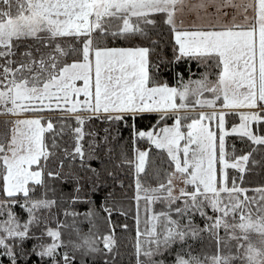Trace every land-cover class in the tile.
Wrapping results in <instances>:
<instances>
[{
    "label": "snow or ice",
    "instance_id": "6c2138e0",
    "mask_svg": "<svg viewBox=\"0 0 264 264\" xmlns=\"http://www.w3.org/2000/svg\"><path fill=\"white\" fill-rule=\"evenodd\" d=\"M165 26L173 60L202 66L199 79H159L152 37ZM0 116V264H117L116 229L129 225L112 218L130 214L136 264H264V182L246 180L264 176V0H0ZM69 120L71 150L59 139ZM93 121L109 125L102 137L85 132ZM125 125L131 156L113 135ZM140 140L166 153L155 186ZM205 234L215 252L193 254Z\"/></svg>",
    "mask_w": 264,
    "mask_h": 264
},
{
    "label": "trees",
    "instance_id": "16d2710c",
    "mask_svg": "<svg viewBox=\"0 0 264 264\" xmlns=\"http://www.w3.org/2000/svg\"><path fill=\"white\" fill-rule=\"evenodd\" d=\"M154 40H157L159 42V48L156 50L155 53L152 55L153 61H156L157 63H160L158 60V57L162 58L163 63H160V68H159V79L162 82H166L169 86H175L177 83V75L182 74L183 78L187 76H195V74L199 71H204V68L202 66H198L195 61H180V62H175L173 60L172 56V47H171V38L169 36V33L167 31L166 26L162 27L158 30V35H154L152 37ZM147 42L141 41V40H135L133 41V45H144ZM122 46H132V45H122ZM48 113H54L55 115H46V118H50L54 121L58 120L59 118V113L57 112H45V114ZM2 120L8 119V117H2L0 118ZM1 120V121H2ZM157 117L155 115L148 116L144 119L138 120L136 126L140 129L143 130H148L150 129L153 125L156 124ZM67 123L70 125L68 129L65 130V133L60 139L61 142V148H68L69 150L72 149V142H73V132L71 131L72 128H74L75 121L74 120H69ZM173 123L172 120L168 121V124L171 125ZM232 123H239V118L238 117H229V126H231ZM109 125L105 123H101L99 121H93L89 125H85V132H96L99 133V136L102 137L104 135V130L108 128ZM119 135L120 137V144L125 147V149L128 151L129 155H132V131L131 129L125 125V126H120L119 131H113V135ZM91 137L88 135H85L84 139V145L86 146L85 148L87 149L88 143L91 141ZM229 142L234 143L237 147L238 150H244L247 151V148L245 147V144L239 140L237 137H229ZM137 147H139L141 150L144 149H149L151 148L150 152V168H149V177H148V182L152 183L153 186H155L156 181L151 178V173L156 167H164L167 168V164H163L162 162L167 159L166 153L161 152L160 150H157L154 148V146H151L150 143L147 140H140L138 141ZM99 155L106 159V150L101 151ZM93 167L100 168L101 164L99 161H94L93 162ZM111 166H109L110 168ZM106 175V173H105ZM120 180L123 181L125 185V189L127 190V197L124 200V205L125 207L132 208L134 211V202L130 199V197L133 195V192L131 188L128 186L133 184V175L132 172L129 170H125L124 172L120 173ZM247 183L250 186H258L262 182H264V176L253 173L252 175L246 177ZM109 184H111V181H108ZM66 191L70 190L68 188L65 189ZM111 189H105L104 191H101L98 195L94 196L93 199L95 200V207L97 209L100 208V205L103 203V196L106 194V191H109ZM118 197L121 194V189L119 186L116 188ZM89 206L87 205H81L77 207L78 212H85ZM162 208V205H157L156 210L159 211ZM19 212V209H17ZM103 215V213H101ZM61 220H64V217H60ZM82 216L77 218V223L79 226L84 230L87 231L90 225L87 223V221H82ZM113 222L115 224H124L127 223L129 225V228L127 230H123L121 228L116 229V237L118 241V251H119V256L117 258V264H136L135 260V223L132 218V214H130L128 217H124L121 215H114L113 216ZM71 218H68V223H71ZM98 228L101 232H104L106 229V225L104 224L103 220L97 221ZM49 227H52L53 229L57 227V221L56 219H53L51 223L48 225ZM68 230L65 229V236L67 237ZM35 241H28L27 242V247L31 248ZM194 253L201 254V253H208V254H213L216 250L215 248V242L211 240L207 234H205V238L202 242H198L194 244ZM38 259V258H34ZM87 264H90L91 258H86ZM166 264H173V256H168L166 260Z\"/></svg>",
    "mask_w": 264,
    "mask_h": 264
},
{
    "label": "rangeland",
    "instance_id": "374dc122",
    "mask_svg": "<svg viewBox=\"0 0 264 264\" xmlns=\"http://www.w3.org/2000/svg\"><path fill=\"white\" fill-rule=\"evenodd\" d=\"M203 71H199V72H197L196 74H195V76H192V75H190V76H187V77H185L184 78V80L185 81H187L188 79H193V80H195V79H199L200 78V75H201V73H202ZM177 83H178V81H177ZM177 83H176V85L175 86H177ZM175 86H173V87H175ZM57 113H59V112H57ZM40 115H43V116H46V115H55L54 113H50V114H48V113H41ZM2 117H4V116H0V118H2ZM2 119H0V121H1ZM73 144H74V140H73V142H72ZM72 144V145H73ZM85 146V145H84ZM86 147V146H85ZM87 147H88V145H87ZM52 228V227H51ZM55 229V228H54ZM221 235H223V231L221 230V233H220ZM193 254H197V253H193Z\"/></svg>",
    "mask_w": 264,
    "mask_h": 264
}]
</instances>
